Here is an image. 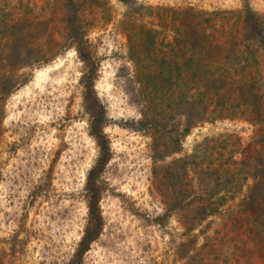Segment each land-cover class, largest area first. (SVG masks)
<instances>
[{
	"label": "rangeland",
	"instance_id": "obj_1",
	"mask_svg": "<svg viewBox=\"0 0 264 264\" xmlns=\"http://www.w3.org/2000/svg\"><path fill=\"white\" fill-rule=\"evenodd\" d=\"M75 2L99 63L95 88L111 146L101 175L104 227L84 264H264V230L251 224L264 220V205L250 212L244 199L257 162L249 160L241 189L200 223H188L187 209L179 208L181 177L171 169L205 138H228L227 158L229 149L257 147L264 136L247 118L234 117L199 124L179 146L165 134L155 140L129 53L130 35L159 28L150 7L218 11L241 28L246 2L264 17V0ZM67 3L0 0L8 23L0 60V264H66L87 223L86 174L98 147L89 133L85 65L69 38Z\"/></svg>",
	"mask_w": 264,
	"mask_h": 264
},
{
	"label": "trees",
	"instance_id": "obj_2",
	"mask_svg": "<svg viewBox=\"0 0 264 264\" xmlns=\"http://www.w3.org/2000/svg\"><path fill=\"white\" fill-rule=\"evenodd\" d=\"M67 2L66 26L85 65L83 104L90 117L89 133L98 147V156L86 174L87 223L66 263L84 264L85 254L104 227L101 175L111 158V146L104 131L106 109L95 88L99 63L75 0ZM150 9L160 19L159 28L142 27L130 35L129 53L143 98V120L153 130L155 140L165 134L169 144L179 146L199 124L234 117L247 118L264 136V17L248 2L241 28L218 11L169 5ZM4 15L0 10V60L7 39ZM220 137L205 138L193 153L175 160L176 166L171 168L181 177L177 201L179 208L187 209L188 223H200L219 212L231 191L240 190L249 177V160H255L258 169L250 175L254 183L244 199L250 212L260 203L264 205V138L253 148L238 144V149L227 150L226 158L222 142L227 144L228 138ZM158 146L155 144V149ZM250 150L256 155L251 156ZM169 174L173 176L172 171ZM190 177L194 184L187 182ZM251 224L264 230L262 219H253Z\"/></svg>",
	"mask_w": 264,
	"mask_h": 264
}]
</instances>
